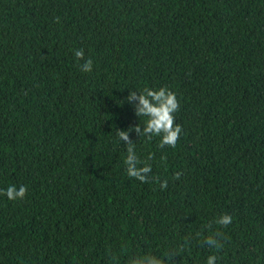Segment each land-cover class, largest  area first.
Returning <instances> with one entry per match:
<instances>
[{
  "label": "trees",
  "instance_id": "obj_1",
  "mask_svg": "<svg viewBox=\"0 0 264 264\" xmlns=\"http://www.w3.org/2000/svg\"><path fill=\"white\" fill-rule=\"evenodd\" d=\"M145 87L176 94L183 129L174 149L129 133L148 183L116 136L144 126L126 97ZM9 186L27 193L0 194V264H128L185 242L178 264H264V0H0Z\"/></svg>",
  "mask_w": 264,
  "mask_h": 264
},
{
  "label": "clouds",
  "instance_id": "obj_2",
  "mask_svg": "<svg viewBox=\"0 0 264 264\" xmlns=\"http://www.w3.org/2000/svg\"><path fill=\"white\" fill-rule=\"evenodd\" d=\"M74 56L78 61H84L79 65L81 71H92L93 61L91 59L85 60L83 49L74 50ZM126 101L129 104L137 102L134 104V115L138 118L143 117L146 119L143 127L138 123L129 127L127 131L117 129L116 136L118 141L127 145V157L124 160L127 166V175L142 183H148L150 180L149 174L152 172L151 164L145 161L144 166H139L141 161L136 154L135 143L130 139L129 133L135 132L138 134L139 138L145 137L149 141L152 140L153 137H159V147L161 149L166 146L174 149L183 131L182 127L175 123V113L179 111V101L176 94L166 87H161L158 90L145 87L139 94L137 91H130L129 95L126 97ZM151 159L152 155L149 154L148 160ZM181 175V172L175 173L173 179H179ZM167 186L168 181L165 179L161 182L160 187L162 189H167ZM26 193V186H21L19 189H17L16 186H9L0 194L5 195L9 200H22L26 196ZM232 220V216L224 214L214 221L209 222L206 226L208 234L204 235L202 238L203 245L210 250H221L224 247V237L218 229L229 226ZM213 224L217 226L215 230L213 229ZM187 247V242L172 247L165 256H157L152 253L135 255L129 258L128 264H178L177 257H182L181 253H183ZM216 261V255H209L206 264H216ZM111 262L112 264H118L117 257H111Z\"/></svg>",
  "mask_w": 264,
  "mask_h": 264
}]
</instances>
